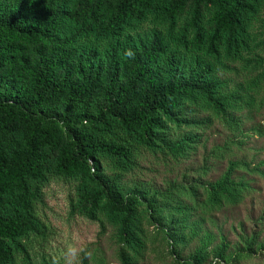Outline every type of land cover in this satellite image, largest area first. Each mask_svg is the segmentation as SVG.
I'll use <instances>...</instances> for the list:
<instances>
[{
	"label": "trees",
	"instance_id": "obj_1",
	"mask_svg": "<svg viewBox=\"0 0 264 264\" xmlns=\"http://www.w3.org/2000/svg\"><path fill=\"white\" fill-rule=\"evenodd\" d=\"M262 103L264 0H0V264H59L54 183L71 217L113 229L120 264L145 258L150 227L172 264L253 258L258 234L232 251L206 228L245 201L248 163L165 188L139 172L147 153L190 159L216 120L243 135Z\"/></svg>",
	"mask_w": 264,
	"mask_h": 264
},
{
	"label": "rangeland",
	"instance_id": "obj_2",
	"mask_svg": "<svg viewBox=\"0 0 264 264\" xmlns=\"http://www.w3.org/2000/svg\"><path fill=\"white\" fill-rule=\"evenodd\" d=\"M258 127L264 131V103L251 114L245 113L243 135L231 132L216 120L206 130L197 152L190 159L166 161L147 153L139 172L143 180L165 188L168 182L182 181L184 175L190 179L197 178L206 166L209 172L203 180L215 181L227 170L231 161L248 163L252 171L242 169L236 174L251 187L245 201L214 213V222L206 223V228L215 235L216 243L221 242L224 236L232 251L243 239L251 238L255 233L259 235L263 249L242 264H264V135L254 130ZM70 197L71 188L62 183H54L48 189L45 216L55 230L48 252L59 264H83L84 258L89 264H120L116 255L117 245L112 238L113 229L108 228L101 236L99 224L83 217H71ZM149 232L146 256L140 264H172L174 260L166 241L157 235L153 227L149 228ZM196 245L197 242L184 249L183 256L187 257Z\"/></svg>",
	"mask_w": 264,
	"mask_h": 264
}]
</instances>
